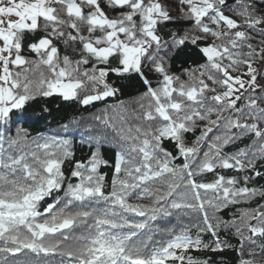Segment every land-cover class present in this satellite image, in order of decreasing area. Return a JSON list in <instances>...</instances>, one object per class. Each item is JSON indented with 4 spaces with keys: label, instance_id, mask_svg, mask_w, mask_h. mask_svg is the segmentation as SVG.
Masks as SVG:
<instances>
[{
    "label": "snow or ice",
    "instance_id": "6c2138e0",
    "mask_svg": "<svg viewBox=\"0 0 264 264\" xmlns=\"http://www.w3.org/2000/svg\"><path fill=\"white\" fill-rule=\"evenodd\" d=\"M179 3L191 28L164 41L159 27L174 18L161 0H0V264H209L189 252L232 248L221 232L237 238L239 264H264V185L250 186L264 180V15L255 0ZM26 35L36 38L25 48ZM186 44L205 63L181 78L164 57ZM110 75L142 82L139 114L105 108L82 139L86 161L66 138L5 135L37 97L88 107L116 96Z\"/></svg>",
    "mask_w": 264,
    "mask_h": 264
},
{
    "label": "trees",
    "instance_id": "16d2710c",
    "mask_svg": "<svg viewBox=\"0 0 264 264\" xmlns=\"http://www.w3.org/2000/svg\"><path fill=\"white\" fill-rule=\"evenodd\" d=\"M161 2L166 6L170 15L174 18L172 21L162 24L159 27V35L164 41H170L173 33L177 35H183L191 28V22L186 21L182 18L181 8L184 7L186 11V6H182L179 0H161ZM235 0H228L229 4H234ZM102 7L104 6L103 0H101ZM257 6V14L264 15V0H255ZM105 11L110 17L117 15L116 12L105 7ZM226 15H232L231 13H225ZM234 19H239L233 16ZM41 35L36 34V37ZM31 35H26L24 44L25 48L28 43L33 42L36 38ZM210 42V41H209ZM61 48V53H65L63 45H58ZM169 56H165L167 63L171 65V72L176 75L182 76V70L185 68L195 67L205 63V58L199 52L198 48L191 44H186L179 50L173 51L169 48ZM69 55L76 58L75 53L68 50ZM24 55L29 59H35V55L27 52L25 50ZM163 56L164 53L161 52ZM145 75L152 80L153 85L156 84L155 74L147 69H145ZM109 82L116 88L119 92L114 97H109L106 101L96 102L94 105L88 107H83L75 102L63 101L62 98L58 96L53 97H37L35 100L30 101L25 108L22 110L23 120H18L17 112H13L9 124L6 126L5 135L15 136L18 130H25L28 134L29 139L38 138L40 136H51L56 135L58 137L66 138L72 141V148L75 152V160L86 161L92 150L88 144L83 143L82 139H87L89 136L88 128L91 126L92 133H96L102 129L99 121L95 119L96 116L101 115L105 108L109 106H115L117 108H125L130 114L138 113V101L140 100L142 94L145 91V87L142 82L137 77H116L115 75H110ZM109 114L111 115V108H109ZM129 124H135L134 120L129 119ZM67 124L68 128L64 129L63 125ZM200 130L197 129L194 133H189L186 136V143L191 146L193 140L199 135ZM165 147L173 151V155H176L173 146L165 141ZM102 152L105 159L109 162H113L114 153L116 151L112 144H105L102 147ZM180 164L181 161H175ZM72 164L67 163L65 165V173L68 174L71 170ZM102 172H107L109 180L112 176L111 168H102ZM223 174L227 176H235L237 173L231 170H223ZM198 179L204 182H210L214 179L212 173H206ZM264 185V180L257 178L255 183L251 184L252 187H260ZM108 189L106 188V191ZM52 197L47 198L41 204V210L43 207L52 201ZM134 202H145V201H134ZM264 203V201H260ZM252 206H255L253 204ZM239 207V206H236ZM236 208L226 209L219 213L224 219L228 220L232 218V213L235 212ZM184 222H187L188 218H182ZM160 227L166 225H176L177 219L175 217L166 218L164 220L157 221ZM221 239L226 240L229 244L233 245L232 248H225L224 251L211 252V251H201L194 252L190 251L189 254L194 258L204 260L207 259L209 264H239V257L237 251L238 240L234 235L226 234L224 232L220 233ZM159 235L154 236V239H159ZM206 241L210 240V237L205 236ZM54 259H58L54 258Z\"/></svg>",
    "mask_w": 264,
    "mask_h": 264
}]
</instances>
